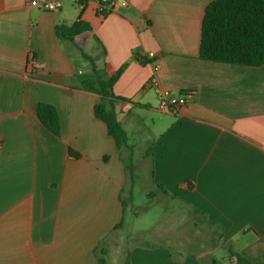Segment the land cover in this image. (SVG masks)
I'll return each mask as SVG.
<instances>
[{
  "label": "crops",
  "instance_id": "crops-1",
  "mask_svg": "<svg viewBox=\"0 0 264 264\" xmlns=\"http://www.w3.org/2000/svg\"><path fill=\"white\" fill-rule=\"evenodd\" d=\"M123 1L103 14L71 1L49 13L29 0H0V264H161L158 249L155 258L139 251L122 259L116 227L136 173L150 197L162 198L164 219L182 212L193 223L203 253L264 264V65L200 58L215 0ZM79 18L91 31L73 41L57 34ZM82 53L107 75L124 68L115 109L133 150L131 135L155 116L144 169L129 173L133 154L119 152L96 118L101 97L77 77L91 72ZM152 79L174 95L195 93L181 115L158 111ZM40 103L57 109L61 137L41 124Z\"/></svg>",
  "mask_w": 264,
  "mask_h": 264
},
{
  "label": "trees",
  "instance_id": "trees-1",
  "mask_svg": "<svg viewBox=\"0 0 264 264\" xmlns=\"http://www.w3.org/2000/svg\"><path fill=\"white\" fill-rule=\"evenodd\" d=\"M91 31L89 23L80 18L72 26L57 29L60 37L74 40L75 37ZM83 58L91 64V72L79 73L78 80L85 91L93 92L101 97L95 106L97 119L107 127L108 134L115 140L117 150L127 149L133 153L129 145L128 133L118 121L114 86L124 72V68L110 75L100 70L94 61L84 53ZM199 56L203 60L237 64L249 67L264 65V0H215L204 13ZM142 64L147 59L138 58ZM107 69V67H106ZM108 70V69H107ZM37 115L41 124L56 137H61V122L57 109L49 104L40 103ZM69 153L78 158L80 155L72 150ZM131 158V157H130ZM129 158V159H130ZM129 171V167H127ZM123 215L126 213V201L122 202ZM124 217L116 229L123 228ZM233 264H250L239 254L230 253ZM103 264V261H101Z\"/></svg>",
  "mask_w": 264,
  "mask_h": 264
},
{
  "label": "rangeland",
  "instance_id": "rangeland-1",
  "mask_svg": "<svg viewBox=\"0 0 264 264\" xmlns=\"http://www.w3.org/2000/svg\"><path fill=\"white\" fill-rule=\"evenodd\" d=\"M151 119H155V116L150 115L144 120L145 123L138 127L139 136L131 135L130 144L134 147L133 157L128 161L131 171L134 166L135 171L136 168L145 167L142 149L150 144L148 141L151 136L146 127H152ZM143 179L142 173H136L135 185L126 192L124 227L118 234L122 245L127 247V254L122 255V259L127 258L130 262L139 251H144L141 252V257L144 259L150 255L155 258V253L161 251L158 256L161 264L167 262L166 254L169 264H213V262L228 264L229 254L226 250H220L215 254L203 253L206 250L205 246L202 247L193 223L186 222L182 212L171 216L170 221L164 219L167 216L166 205L162 198L150 197L146 181L141 182ZM176 208L179 209V206ZM194 224L198 225V222Z\"/></svg>",
  "mask_w": 264,
  "mask_h": 264
},
{
  "label": "built area",
  "instance_id": "built-area-1",
  "mask_svg": "<svg viewBox=\"0 0 264 264\" xmlns=\"http://www.w3.org/2000/svg\"><path fill=\"white\" fill-rule=\"evenodd\" d=\"M71 1L75 3L80 9H84L87 5H96L97 9L103 13L108 14L117 11L120 6H126L127 3L123 0H29V6L32 8L40 9L49 13H58L63 2ZM150 58L154 54H149ZM31 65L34 66V60L31 59ZM151 85L155 87L158 93L159 103L158 111L160 113L171 114L175 116L181 115L182 110L189 104L194 97V92L185 90L181 93L174 95L170 92L160 89L157 80L152 79Z\"/></svg>",
  "mask_w": 264,
  "mask_h": 264
}]
</instances>
